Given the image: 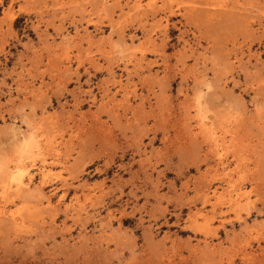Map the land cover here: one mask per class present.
Returning a JSON list of instances; mask_svg holds the SVG:
<instances>
[{"label":"rangeland","instance_id":"rangeland-1","mask_svg":"<svg viewBox=\"0 0 264 264\" xmlns=\"http://www.w3.org/2000/svg\"><path fill=\"white\" fill-rule=\"evenodd\" d=\"M0 208V264H264V0H0Z\"/></svg>","mask_w":264,"mask_h":264},{"label":"bare ground","instance_id":"bare-ground-1","mask_svg":"<svg viewBox=\"0 0 264 264\" xmlns=\"http://www.w3.org/2000/svg\"><path fill=\"white\" fill-rule=\"evenodd\" d=\"M217 145V144H216ZM17 165V164H16ZM21 165V164H20ZM21 171V167L20 166H16L14 169L11 170L10 175L11 177H16V175L18 174V172ZM47 171V170H46ZM9 175V174H8ZM20 183L22 184V182L20 181ZM29 183V182H28ZM20 184V185H21ZM8 191V190H7ZM15 193V192H14ZM13 193V194H14ZM237 198V197H236ZM240 199V198H239ZM236 201V200H235ZM239 202V201H238ZM237 204V203H236ZM217 206V205H216ZM3 213V211L0 208V215ZM215 214V213H214ZM15 219V218H14Z\"/></svg>","mask_w":264,"mask_h":264}]
</instances>
